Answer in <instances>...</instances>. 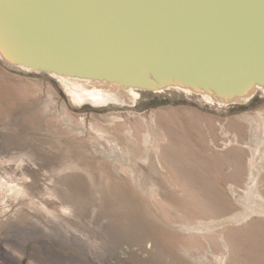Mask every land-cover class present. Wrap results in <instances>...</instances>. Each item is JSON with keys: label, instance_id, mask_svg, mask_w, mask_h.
Listing matches in <instances>:
<instances>
[{"label": "rangeland", "instance_id": "obj_1", "mask_svg": "<svg viewBox=\"0 0 264 264\" xmlns=\"http://www.w3.org/2000/svg\"><path fill=\"white\" fill-rule=\"evenodd\" d=\"M139 92L79 103L0 57V264H264V92ZM71 185L117 208L77 215Z\"/></svg>", "mask_w": 264, "mask_h": 264}, {"label": "water", "instance_id": "obj_2", "mask_svg": "<svg viewBox=\"0 0 264 264\" xmlns=\"http://www.w3.org/2000/svg\"><path fill=\"white\" fill-rule=\"evenodd\" d=\"M0 57L47 74L242 103L264 91V0H0Z\"/></svg>", "mask_w": 264, "mask_h": 264}, {"label": "bare ground", "instance_id": "obj_3", "mask_svg": "<svg viewBox=\"0 0 264 264\" xmlns=\"http://www.w3.org/2000/svg\"><path fill=\"white\" fill-rule=\"evenodd\" d=\"M27 70H30L27 67H20ZM43 73V72H42ZM56 78L57 80H61L63 84L66 86L68 92L71 94L73 99H75L77 102L82 103L85 100H90L93 103H108L111 101H116L120 103H126V102H134V98L140 93V90L134 89V88H121V86L114 84V83H106V82H97L93 80H86V79H79V78H73L68 76H62L58 74H49ZM188 93H193L189 90H184ZM264 91H262L263 93ZM206 100L214 102V100L204 95L203 96ZM248 98H246L244 101H246ZM117 149V146L114 145ZM83 164V163H82ZM78 166V164L76 165ZM66 178V177H65ZM64 178V179H65ZM62 179V181L64 180ZM66 180H69L67 178ZM15 186V185H14ZM13 186V187H14ZM59 198L62 202H66L69 205H72L75 209H77L76 213L77 215H80L82 217H85L87 214H89L87 211L91 209L92 207H97V213L98 218H101V215L103 214L104 208H105V201L109 200L112 201V209L114 210L117 208L116 200L117 197L114 194H111L109 191L103 190V188H98L94 193H90L89 196H86V198L82 197L80 192L76 191L72 185L68 189H62L58 192ZM97 196V198L95 197ZM101 198H103L101 200ZM72 208V207H71ZM94 211V210H93ZM246 216H241L240 218L237 217L238 220H242ZM97 218V217H96ZM114 220H117V223L121 222V217H114ZM125 222V220L123 221ZM123 226V225H121ZM193 229H201V226L193 227ZM123 238V237H122ZM93 239V238H92ZM91 240V239H90ZM114 245H110L107 240H105L101 245H96L95 243L91 242L90 247L103 249V253L101 254L102 259L104 256L110 252L112 249V246H116V242H114ZM148 255H151L153 252H158L157 250H151L146 251ZM113 253V252H112ZM157 261V259H155Z\"/></svg>", "mask_w": 264, "mask_h": 264}]
</instances>
